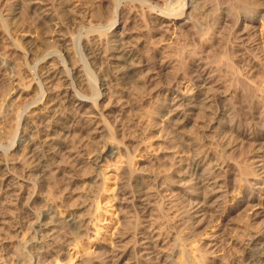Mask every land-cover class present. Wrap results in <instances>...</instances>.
<instances>
[{
  "label": "bare ground",
  "instance_id": "bare-ground-1",
  "mask_svg": "<svg viewBox=\"0 0 264 264\" xmlns=\"http://www.w3.org/2000/svg\"><path fill=\"white\" fill-rule=\"evenodd\" d=\"M14 1L12 19L26 5L53 52L28 34L18 35L27 50L18 38L10 47L27 64L14 65L7 101L35 98L21 116L11 105L18 127L0 136L17 151L0 164V264H223L229 250L240 253L232 264H264V0H140L148 14L100 0L115 6L111 29L85 39L66 33L83 0ZM149 34L168 43L147 50ZM99 62L112 83L94 77ZM120 83L156 105L132 104ZM245 147V168L221 161ZM241 214V235L227 238Z\"/></svg>",
  "mask_w": 264,
  "mask_h": 264
},
{
  "label": "rangeland",
  "instance_id": "rangeland-1",
  "mask_svg": "<svg viewBox=\"0 0 264 264\" xmlns=\"http://www.w3.org/2000/svg\"><path fill=\"white\" fill-rule=\"evenodd\" d=\"M3 0H1L0 1V9L2 10H7L8 8H9V10H11L10 12L8 11V16H7V13L5 12V13H3L4 14V16H0V64H7L8 62V64H10L11 65V69L9 68L8 70H12V71H8L7 70V72L5 73V75H7V76H3L1 79H0V85L2 86H0V136H1V133H8L9 135H10V131H9V129H12V130H14V129H16L17 127H18V124H19V118L17 117V118H15L17 115H15V113H13L12 111H10L11 109H13L14 107L13 106H11V105H16V107L15 108H17V107H20V105L22 106H25V107H28L27 105L29 104V103H31L32 102V100H34V94L32 93V96H30V97H28V98H26V100H25V102H24V100H16V102H17V104H13L12 102L10 103V102H8L7 101V98H8V100L10 99V94H12V86L11 85H9L10 83V78H11V76L13 75L14 76V70H13V68H15V69H17V67H15L16 65L19 67L20 65L19 64H22V63H26L24 60H21V58H20V60L18 59V57H17V55L14 57V56H11V51H12V49H15L16 48V43H15V39L17 40V38L20 40V38L18 37V35H22V34H28V35H31V36H33V37H35V39L37 40V42H38V45H37V48H38V51L40 52V53H42V54H44L45 53V55L46 54H49V53H51V52H53V49L50 47V45H48L46 42H43V43H41V39H42V33H43V31H44V28L41 26V19L39 18V17H37L36 18V16L34 17V15L28 10V8H27V6L26 5H22L21 6V8H20V16L19 17H17V18H14V19H12L13 17L11 16L12 15V7L11 6H13V4H14V0H7L8 2H5L6 0H4L3 2H2ZM9 1H10V3H9ZM14 1V2H13ZM55 1H58L59 2V0H55ZM98 1V2H97ZM127 1V0H126ZM167 3H166V6H165V8L166 7H170V3H171V0H165ZM61 2H62V0H61ZM83 3H81L82 5H83V7L85 6V8L84 9H82L83 10V12H87V10L88 9H90L89 11L91 12L90 13V16H91V14H92V17H89V19H88V21L91 19L92 21V23H91V25H87V24H84L82 21H84V19H85V14L81 11V12H79V14L78 15H76L75 17L77 18V21L80 23V24H78V22L74 25H72V24H66V26L68 27L67 28V30H68V32H66V33H68V35H69V33L72 35H70L71 37H74L75 39H85V38H87V37H89L90 35H99V34H102V33H105V30H107V31H109L110 29H111V26H110V24H109V22H108V20H107V18L110 16V14H113L114 12H115V6L113 5H111L110 7H105V8H101L100 6H99V2H100V0H83L82 1ZM5 3V4H4ZM87 3V4H86ZM125 4L127 5V6H130V7H132L133 9H136L137 11H139L140 13H144V12H146V14H148L149 13V11H150V9L149 8H147L143 3V5L141 4V1L140 0H128L127 2H125ZM124 4V5H125ZM9 5V6H8ZM115 5H116V3H115ZM8 7V8H7ZM56 7H57V9H58V6L56 5ZM113 7V8H112ZM109 8V9H108ZM167 8V9H168ZM166 9V10H167ZM0 10V11H1ZM3 10L0 12V15H3V14H1L2 12H3ZM84 10H86V11H84ZM148 12V13H147ZM84 14V15H83ZM82 15V16H81ZM78 16H80V17H78ZM82 17H83V19H82ZM81 18V19H80ZM16 19V20H15ZM63 20H64V18H62ZM13 20V21H12ZM38 20H40V21H38ZM82 20V21H81ZM153 18H152V16H150V15H148L147 17H143L142 19H140L139 21H137V23L136 24H134V29H135V31H140V30H144V27H145V25H149V24H151L152 22H153ZM8 24H7V23ZM6 25H5V24ZM40 23V24H39ZM82 24V25H81ZM69 25V26H68ZM72 25V26H71ZM80 25V26H79ZM84 25H85V27H84ZM87 25V26H86ZM136 25V26H135ZM4 26V27H3ZM71 26V27H70ZM82 26V27H81ZM10 27V28H9ZM7 28L9 29V30H7ZM12 28V29H11ZM18 29V30H17ZM4 30H5V32H4ZM102 31V32H101ZM181 31V32H180ZM182 29H181V27H179V29H178V38H179V41H180V43L181 44H183L184 43V37H183V33H182ZM14 32V33H13ZM42 32V33H41ZM101 32V33H100ZM5 34V35H4ZM16 34V35H15ZM15 37H14V36ZM8 37V38H7ZM12 37V38H11ZM149 37V38H148ZM146 36V38H145V40H146V48L145 49H147V50H151L152 51V49L153 50H155V49H158V50H161V48L160 47H163V46H165L167 43H168V40L166 41V40H164L165 38L164 37H162V36H157V37H153V34L152 35H150L149 34V36ZM152 38V40H150ZM154 38V39H153ZM183 39V40H182ZM6 40H8V41H6ZM19 40H17V41H19ZM6 41V42H5ZM151 41V42H150ZM157 41V42H156ZM161 41V42H160ZM164 41V42H163ZM11 42V43H10ZM20 42H21V44H22V46H23V48H24V45H25V48H26V50L28 49V46H29V44L28 43H26V42H22L21 40H20ZM20 42H18V43H20ZM153 42L155 43V44H153ZM8 43V44H7ZM15 43V44H14ZM25 43V44H24ZM158 43H160V44H158ZM162 43H165L164 45H162ZM13 45V46H12ZM152 45H153V47H152ZM160 45V46H159ZM162 45V46H161ZM12 46V47H11ZM154 46H156L155 48H154ZM159 46V48H157ZM10 48V50H9V48ZM15 47V48H14ZM5 48V49H4ZM24 48V49H25ZM8 49V50H7ZM6 50L10 53H8V52H6ZM147 50H145V51H147ZM5 51V52H4ZM6 53V55H4ZM82 55H83V53H81ZM9 55V56H8ZM5 56V60H6V62H5V60H3V58L2 57H4ZM10 56H11V58H13L12 60H11V58H10ZM7 57V58H6ZM10 59H9V58ZM16 57H17V59H18V61H17V59H16ZM87 58V56H85V53H84V55H83V58ZM2 58V59H1ZM15 60V61H14ZM14 62V63H13ZM17 62V63H16ZM20 62V63H19ZM22 62V63H21ZM82 62V61H81ZM85 63V61H83L82 63H80V62H78V64L80 65V64H84ZM101 63L102 62H99L97 65H94V66H91L90 65V69H92V72H93V75H94V77H97V78H99V79H101V78H104V79H106V81H107V83H112V81H113V78H112V72H107V70H105V71H103V72H100V69H98V68H100V66H101ZM23 64V65H24ZM27 64V63H26ZM15 65V66H14ZM14 66V67H13ZM33 66V65H32ZM31 66V67H32ZM71 68H72V66H71ZM9 72V73H8ZM8 73V74H7ZM10 73H11V75H10ZM16 74V73H15ZM10 75V76H9ZM12 76V77H13ZM6 78V80H5V78ZM10 77V78H9ZM164 77V78H163ZM162 78H161V80L158 82L159 84H160V86H162L163 88L164 87H166V84H167V82H168V80H167V78H166V76H163ZM3 79V80H2ZM4 81V82H3ZM164 83H163V82ZM115 83V82H114ZM4 84V85H3ZM22 84V85H21ZM21 84H19L20 86H21V89H26V90H28V88H26V86H27V84H25L24 82H21ZM164 84V85H163ZM23 85H24V87H23ZM120 86L121 87H123V88H129L130 90H131V98H132V100H131V103L132 104H135L136 102H138V101H141L142 99H144L146 102H147V105H145L144 107H146V108H153V106H155L156 105V101L155 100H151V95H150V91H146V90H144V88L143 87H141V86H136L135 84H127V83H120ZM162 87H159V88H162ZM11 92V93H10ZM34 97V98H33ZM10 104H8L7 102ZM21 103H20V102ZM28 101V102H27ZM27 102V103H26ZM20 103V104H19ZM23 103V104H22ZM26 103V104H25ZM19 105V106H18ZM8 106H9V110H8ZM22 106V107H23ZM105 106H107V103H105L103 106H102V108L104 109L105 108ZM12 107V108H11ZM21 107V109H19L20 111H19V114H20V116L21 115H23V113H27L26 111L24 112V109H25V107H23L22 108ZM11 108V109H10ZM103 109H101L100 110V112H99V114L101 113V114H103L104 113V116H102L101 115V117L103 118H105V119H107V117L106 116H108L107 115V113H105V112H103ZM26 110H27V108H26ZM8 111V112H7ZM3 112V113H2ZM10 112V113H9ZM13 113V114H12ZM22 113V114H21ZM10 114V115H9ZM9 115V116H8ZM11 115H14V117L13 116H11ZM7 116V117H6ZM11 116V117H10ZM140 115H139V112L137 111V110H135V111H133V112H130V113H127L124 117H123V122L126 124V126H128L129 125V123L130 122H133L134 120H140V117H139ZM101 117L100 116H98V118H100L101 119ZM2 118V119H1ZM13 118V119H12ZM17 119V120H16ZM3 120V121H2ZM13 120V121H12ZM108 120V119H107ZM107 120H105V121H107ZM10 121V122H9ZM3 122V123H2ZM13 122V123H12ZM18 123V124H17ZM14 124V125H13ZM13 125V126H12ZM10 126V127H9ZM17 126V127H16ZM2 127V128H1ZM16 127V128H15ZM5 131V132H3V131ZM6 130H8V131H6ZM11 130V131H12ZM134 130V129H133ZM2 131V132H1ZM6 133V134H7ZM1 138V137H0ZM4 141H2V140H0V146L1 147H4V149H2L3 150V152H5L6 153V157H4L5 155H3V154H5V153H3L2 154V156L3 157H1L0 158V164H1V162H5L6 164H11V162H12V159L15 157L14 155H16L15 153L17 152H11L9 149H10V143L8 142V141H5L4 143H3ZM8 142V143H7ZM162 142H163V140H162ZM2 144H3V146H2ZM162 145H166L165 143H162ZM10 146V147H9ZM6 149V150H5ZM251 148L250 147H245L244 149H242L241 150V152L240 151H238L236 154H235V156H231V157H222L221 158V161L222 162H225V161H229L230 163H233L234 165H236V166H238L239 168H245L246 167V162H247V160H246V158L245 157H247L248 155L247 154H249L250 153V150ZM245 150V151H244ZM10 151V152H9ZM8 152V153H7ZM247 152V153H246ZM246 154V155H245ZM13 155V156H12ZM17 155H19V154H17ZM21 155V154H20ZM190 156L192 157V154H190ZM4 158V159H3ZM9 158H10V161H9ZM7 159V160H6ZM246 161V162H245ZM2 163V165H5V163L3 164ZM241 169V170H242ZM10 173H12V174H14L13 176H16L17 175V173H18V175L17 176H23V173L21 174V171H19L18 170V172L16 171V172H14L13 170L12 171H10ZM16 174V175H15ZM246 174V173H245ZM245 174L243 175V174H241V173H239V176H245ZM246 226V219H245V216L243 215V214H241V215H238V216H235V217H233L232 218V220H231V222L229 223V228L230 229H228V232H227V238H229L228 236H230V238L232 237V238H237L239 235H241V231H242V228H243V226ZM190 238V240L192 239L191 237H189ZM187 243H189V242H187ZM225 248H226V244H225V246H224ZM188 248H189V244H188ZM226 258L227 259H225V261H223V264H232V262H236V261H238V259L240 258V253L238 252V251H234V250H229V251H227L226 252Z\"/></svg>",
  "mask_w": 264,
  "mask_h": 264
}]
</instances>
